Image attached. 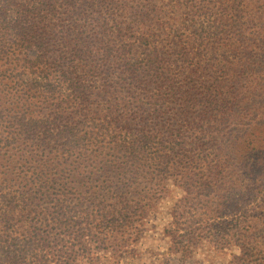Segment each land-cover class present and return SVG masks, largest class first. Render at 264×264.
Returning a JSON list of instances; mask_svg holds the SVG:
<instances>
[{
    "label": "trees",
    "instance_id": "16d2710c",
    "mask_svg": "<svg viewBox=\"0 0 264 264\" xmlns=\"http://www.w3.org/2000/svg\"><path fill=\"white\" fill-rule=\"evenodd\" d=\"M262 126L264 0H0V264H124L170 186L171 254L264 264Z\"/></svg>",
    "mask_w": 264,
    "mask_h": 264
},
{
    "label": "rangeland",
    "instance_id": "374dc122",
    "mask_svg": "<svg viewBox=\"0 0 264 264\" xmlns=\"http://www.w3.org/2000/svg\"><path fill=\"white\" fill-rule=\"evenodd\" d=\"M238 153L253 161L256 171L264 170V126L255 131L246 142L238 147ZM250 163V164H252ZM160 201V206L148 216V223L144 227L142 238L139 240L137 252L128 256L124 264H228L238 247L217 251L208 242L203 241L193 248L187 256L171 254L169 251L170 239L164 234V228L170 225V214L173 203L182 192L175 186Z\"/></svg>",
    "mask_w": 264,
    "mask_h": 264
}]
</instances>
